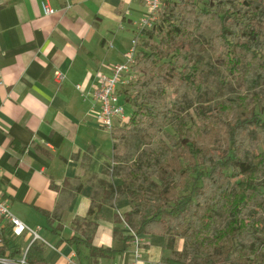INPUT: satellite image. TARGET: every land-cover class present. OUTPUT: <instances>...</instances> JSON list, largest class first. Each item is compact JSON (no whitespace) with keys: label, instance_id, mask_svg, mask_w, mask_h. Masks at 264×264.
<instances>
[{"label":"trees","instance_id":"1","mask_svg":"<svg viewBox=\"0 0 264 264\" xmlns=\"http://www.w3.org/2000/svg\"><path fill=\"white\" fill-rule=\"evenodd\" d=\"M201 1L163 0L161 19L146 31L156 32L160 40H150V51L139 46L136 68L143 77L126 91L125 99L136 107L126 125L139 132V147L148 145V148L128 164L126 171L118 170L122 184L110 187L117 196L128 200L131 210L125 218L138 219L133 228L136 234H159L164 238L163 248L171 253L163 258V264H264V232L258 235V225L242 216L243 209L255 201L264 209V151L245 157L242 154L249 145L250 126L260 129L264 143V119L256 112V103L240 96L221 105L219 116L200 124L194 122L181 131L174 147L165 143L162 136L168 109L166 83L162 78L184 79L188 85L191 81L172 60L161 61L168 55L179 57L208 22L219 23L210 45L215 55L223 59L225 75L246 79L255 69L264 78V53L257 46L235 39L239 28L249 29L255 41L264 36V19L258 11L255 9L249 16L241 9L240 0H233L230 8L223 10L214 8V0L205 1L200 8ZM258 104L264 111V101L259 100ZM122 132H126L123 127L112 131L113 158L117 164L121 163L127 139L126 134L119 139ZM13 143L24 151L21 145ZM231 146L236 149L233 151ZM39 149L50 156L47 150ZM228 170L232 172L230 175ZM81 189L79 186L77 191ZM38 210L53 226L50 214ZM222 214L229 219L225 225L218 221ZM100 215V210L95 211L92 205L87 223L97 225ZM57 229L62 227L52 231ZM0 236L3 240L0 257L7 253L16 257L27 246L26 242H19L11 228H3ZM177 236L184 241L181 250L175 249ZM122 239L128 243L133 236ZM67 241L77 246L85 243L94 257H116L125 251L97 246L90 236L74 235ZM27 262L51 264L45 257L43 243L31 244Z\"/></svg>","mask_w":264,"mask_h":264},{"label":"crops","instance_id":"2","mask_svg":"<svg viewBox=\"0 0 264 264\" xmlns=\"http://www.w3.org/2000/svg\"><path fill=\"white\" fill-rule=\"evenodd\" d=\"M43 2L55 13L45 15ZM146 14L142 0H0V193L20 219L39 208L54 219L50 230L64 229L67 219L72 236H79L86 227L89 208L96 201L97 180L91 178H102L113 152L99 154L95 134L102 130L90 111L92 102L83 100L76 84L90 88L99 70L123 61L136 35L135 23ZM13 141L24 151L14 147ZM78 185L81 191L76 190ZM105 202L100 196V213L105 207L115 210L118 203ZM130 210L129 205L114 213L116 225L123 217L117 215ZM96 224V232L87 231L92 240L98 232ZM31 227L41 233L43 226ZM62 229L54 232L52 243L41 234L52 245L44 247L57 253L54 259L45 256L47 260L86 264L81 261L80 246L61 243L72 237H66ZM141 236L150 245L144 254L150 264L163 251L164 238L155 255L152 235ZM115 242L108 234L97 239V246L125 251L116 257L89 253V264H109L126 255L132 245L130 240L110 247Z\"/></svg>","mask_w":264,"mask_h":264},{"label":"rangeland","instance_id":"3","mask_svg":"<svg viewBox=\"0 0 264 264\" xmlns=\"http://www.w3.org/2000/svg\"><path fill=\"white\" fill-rule=\"evenodd\" d=\"M165 1L166 0H164V2ZM205 1L208 0H202L199 3L200 8H203V4ZM231 2L235 1L214 0L213 6L215 9L218 8L219 10L229 9L231 6ZM240 7L249 16H252L253 12L256 9L258 11V14L264 19V0H240ZM161 14L162 10L160 12L159 19H161L162 17ZM218 24V20H212L208 22L205 25L203 31L198 33L196 38L182 50L179 56L180 58L176 55H168L161 61L162 63L163 61L172 60V63L177 66L178 70L183 72L184 77H188L191 81V85H188L186 80L184 79L165 80L164 78H162V82L166 83L165 87L168 94V109L166 111L167 117L165 118V126L162 131V136L164 142L171 147H174L175 143L179 139L181 131H184L186 128L191 127L194 122L200 124V122L209 121L210 119L215 118L217 115L219 116L221 114V105L229 102H234L240 96H246L250 102H255L256 112L259 113L260 116L264 119V111L258 104L259 100L264 101V78L262 75H259L255 69L251 71V75L246 79H236L234 77H228L225 75L224 66L222 64L223 59L215 55L214 50L210 45L211 39L215 37V32L217 30ZM237 31V37H235L236 40H243V42H247V45L257 46L259 48V51L264 53V36L259 37L260 39L258 41H255L251 38V31L249 29L239 28ZM230 39H232L231 41H234V38L230 37ZM150 40L159 42L160 36H158L156 32H146V35L144 37H141L139 42L141 46L150 51ZM137 70L139 75L137 84H139L141 78L143 77V73L139 68ZM167 74L168 76H172L171 72H168ZM137 84L135 85L136 87L138 86ZM156 88L157 87L155 85L154 89ZM133 91L134 93L136 92V90ZM133 91L131 93H133ZM126 107L127 111L131 115L136 108L129 102H126ZM122 127L126 132H122L119 135V139L123 137L124 134H126L127 139L125 147H122L123 155L120 158L121 163L119 164L114 161L113 155L111 156L113 152L114 142L113 134H111V131L101 127L100 130H102V132H96L95 134V140L101 146V151L99 154L103 156H111L109 161L104 165L102 178H91L97 180V189H95V191L93 192V200L96 199L97 201L93 203L95 211L101 210L102 205L98 203L100 202V196L103 197V200H106L105 203H107L108 205L113 206L115 205L116 201L118 203L115 210L105 207L104 211L100 213L101 215L97 219V221L99 222L98 232L94 235L93 243L95 244V241L97 239L108 234L109 236H111L112 240L116 241L110 247L115 246L116 243L117 244L115 247L123 243L124 240L122 239V236H128L129 234H132L131 229H133L134 226L139 222L135 217L131 218V220H128L125 218L124 214H119L117 216H123L121 218L122 223H120V225H116L114 221V213H121L120 211L129 206V202L126 198L117 196L116 192L112 189V187H110V184H113L115 186L121 185L122 181L118 177V170L122 169L126 171L128 164L136 160L138 156L142 154L143 150L148 148V145L139 147V132L132 131L131 126L127 127L126 125ZM247 135L249 145L244 149L242 153L244 157L264 151V143L262 141L260 129L256 128L255 126H250L249 130L247 131ZM231 148L234 151L236 149V146H231ZM223 149H225V146H223ZM227 173L230 175L232 172L231 170H228ZM263 178H261V180ZM91 179L90 181H92ZM79 186L82 185H78L76 187V190ZM30 212H32V214H30V217L28 215V217L23 219V221L30 226L42 225L43 227L41 230V234L51 243L54 242L55 238L53 237L55 233L50 230V223L48 222L47 217H45L42 212L38 211L37 209L31 210ZM242 216L246 221H252L255 223V225H258V235L264 232V209H262L258 205V202L255 201L246 206L243 209ZM218 221L220 224L225 225L229 222V219L225 214H222L218 218ZM68 223L69 220L67 219V225L64 229L61 230H64L63 234L66 237H70L73 235L72 229L71 227H69ZM84 225H86V227L82 228L81 234L79 233V236L83 238L88 237L89 231L92 232V230H97V225L94 229H89V226L91 225L87 223V221L84 222ZM115 229H118L116 231H119L120 233H123L125 235L116 234ZM151 235V247L154 254L157 255L162 247L163 237L159 234ZM67 239L69 238H63L61 240V243H69ZM19 242L25 243L26 240L24 239V237H20ZM143 242L144 246H150L147 241ZM183 242V238L177 236L175 241V249L181 250L183 247ZM79 246L83 252V258L81 261L83 263L89 264V260L86 257V255H89V249L87 245L85 243H81L77 247ZM44 251L45 256H47L49 259H54L57 255V253L56 255H54L56 251L54 252V250L52 248H49L48 246L44 247ZM170 253V250H166L163 248V251L157 257V259H155L156 261H153L150 264H163V258L169 256ZM150 257H153V255L151 254ZM61 259L62 255L60 256V262H62Z\"/></svg>","mask_w":264,"mask_h":264},{"label":"built area","instance_id":"4","mask_svg":"<svg viewBox=\"0 0 264 264\" xmlns=\"http://www.w3.org/2000/svg\"><path fill=\"white\" fill-rule=\"evenodd\" d=\"M142 3L147 10V14L135 23L136 35L132 40V46L125 53L124 60L108 64L105 66V70H99L90 88H86L82 84H76V89L80 92L83 100L92 102L90 111L96 117L98 125L111 132L126 126L130 121L131 114L127 111L126 102L128 101L125 99V93L138 82L136 58L141 45L139 41L143 34L152 29L160 20L163 0H142ZM42 8L45 15L53 14L56 11L48 2H43ZM57 75L61 77L59 73ZM3 228H11L18 238L24 237L27 246L16 257H11L9 253L4 257H0V264H29L27 253L34 242L52 247L41 235L38 228H32L13 213L9 202L0 193V234ZM131 232L133 236L132 245L128 248L126 255L120 256L109 264H148L143 259L148 248L143 245L142 236L136 234L133 229H131ZM2 244L3 240L0 236V246Z\"/></svg>","mask_w":264,"mask_h":264}]
</instances>
